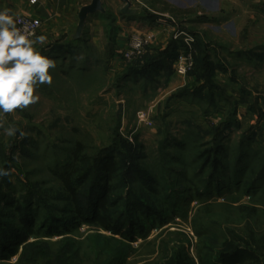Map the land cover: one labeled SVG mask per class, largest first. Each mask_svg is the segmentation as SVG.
Masks as SVG:
<instances>
[{
	"label": "rangeland",
	"instance_id": "1",
	"mask_svg": "<svg viewBox=\"0 0 264 264\" xmlns=\"http://www.w3.org/2000/svg\"><path fill=\"white\" fill-rule=\"evenodd\" d=\"M131 2L145 12L141 17L171 24L174 39L166 48L149 46L133 59L124 57L128 47L115 60L112 38L104 47L79 48V57L72 54L74 64L52 58L57 65L53 84L41 86L40 101L2 118L5 127L15 126L25 135L17 132L8 137L0 129V167L11 171L10 177L0 178V193L19 199L25 195L38 199L41 195L48 206L62 209L66 203L53 198L63 191L58 175L71 163L77 145L88 160L115 148L116 183H121L134 157L143 170L164 181L168 190L158 189L156 195L144 193L152 197L166 219H156L135 240L123 243L93 239L91 235L96 232L104 237L111 234L88 224L74 227L63 236L45 232L40 240L49 241V254H63L69 264H219L218 258L227 254V249L238 247L251 249L254 256L237 264H264V130L262 123L257 126L260 114L264 115V0ZM200 17L225 21L186 24ZM108 30L110 37L117 32L113 25ZM172 41L180 44L178 58L171 65L173 73L163 70L153 80L122 81L129 69L142 68ZM190 44L193 67L186 79L179 78L175 68L179 58L190 52ZM59 45L67 46L68 42ZM48 46H39L41 52ZM207 54L210 62L205 67ZM208 68L215 70L210 84L199 78ZM217 75L221 80H216ZM202 85L207 87L204 98L177 95L184 88L193 95ZM234 113L237 125L227 131L223 142L226 170L223 174L218 170L214 182L221 181L230 188L206 195L203 191L213 174L214 159L200 173L206 160L200 156L213 148L217 128ZM179 171L185 174L181 179L176 175ZM138 177L133 176L135 182ZM249 181L255 184L251 194L247 192ZM133 183L127 184L124 194L132 185L140 187ZM33 189L40 195L28 194ZM170 189L180 192L174 212L162 201L170 198ZM41 209L37 226L48 213ZM63 238L80 243L79 262L73 260L75 254L68 242L58 243ZM34 240L30 237V242ZM22 250L21 246L0 264H46L21 262Z\"/></svg>",
	"mask_w": 264,
	"mask_h": 264
},
{
	"label": "trees",
	"instance_id": "2",
	"mask_svg": "<svg viewBox=\"0 0 264 264\" xmlns=\"http://www.w3.org/2000/svg\"><path fill=\"white\" fill-rule=\"evenodd\" d=\"M70 42L73 43L75 41ZM71 45H55L44 49L42 53L48 56H66L68 51H76L78 49ZM179 48L180 44L178 41H172L166 50L159 52L157 56L149 58L146 65L142 68L129 69L124 74L122 81L133 78H150L153 80L163 70L166 72L170 71V74L173 73L171 65L178 58ZM203 62L205 67L209 65L210 57L208 54L205 56ZM214 74L215 70L208 68V70H204V73L199 74V78L210 84L212 83ZM202 86L198 89L200 91L193 93V95L188 90H185L186 88L181 89L177 95L204 98V92L207 87L205 85ZM209 89L211 88L209 87ZM235 114L231 117L229 116L228 120L217 128L218 134L216 141L213 143V148L200 156V158H206L200 167V173L204 171L207 162L210 159H214L213 174L210 176V180L207 182L208 185L203 191L206 195L214 191L220 193L230 188V186H224L221 181L214 182L215 173L221 169L220 172L223 174V171L226 170L222 159L225 150L223 142L227 131L234 125H237L238 121L235 118ZM263 119L264 115L260 114L257 126L262 123ZM182 147L183 145H180V148ZM212 155L214 156L213 158ZM116 156L117 150L114 148L100 153L96 159L88 160L83 157L81 146L78 144L71 163L65 164L61 171L62 173L58 175L61 178L63 191H60L61 195L57 194L53 198H58L66 203L62 209L48 206L36 189L28 190L30 192L28 194H31L33 197L40 195L38 199L27 197V195L23 199H19L5 193H0V260H8L22 246L23 252L20 261L23 263L24 261L35 263L43 261L46 264H69L70 262H67L69 258L65 256L63 258V254L48 253L46 245H48L47 242L49 241L40 240V234L50 232V235L60 234L63 236L65 232H73L72 229L74 227L88 224L95 226L98 230L111 234V237H104L96 232L91 235L93 239L103 238L106 241L123 243L124 241L135 240L139 236L137 234H143L148 225L156 222V219L159 221L166 219V215L164 216L161 209L157 207L156 202L150 199L152 197L146 196L144 193L151 192L150 194L156 195L158 189L168 190L163 184L164 181L153 178L152 175L143 170V167L139 165L138 157H134L129 168L122 176L121 183H116V176L114 174L117 166L115 163ZM136 175H139L137 182L133 179V176ZM176 175L181 179L185 174L183 171H179L176 172ZM237 176L239 177V175ZM131 181L132 183L134 182L133 184L137 183V186L140 184V187L136 188V186L132 185L129 191L124 194L123 191L126 190L127 184ZM254 185L251 181L248 182V193H252ZM138 189L139 191H137ZM138 192L143 193V195L141 196ZM170 192V198L165 197L161 199L165 204L168 203L166 207L174 212L178 209L176 206H179L176 198L180 192L175 190H171ZM41 208L44 211L47 210L48 213L39 226H37V219L39 218L40 210H42ZM198 234H201V232ZM116 236H119L121 239H116ZM30 237H35L36 240L30 242ZM65 242H68L70 250L74 251L75 256H73V260L79 262L80 255L79 257L77 255L80 250V243L71 238H63L58 243L62 244ZM243 250H249L250 253ZM227 251H229L227 254H223L218 258L219 264H237L248 256H254V253H251V249L233 247L227 249ZM200 261L202 260L200 259Z\"/></svg>",
	"mask_w": 264,
	"mask_h": 264
},
{
	"label": "crops",
	"instance_id": "3",
	"mask_svg": "<svg viewBox=\"0 0 264 264\" xmlns=\"http://www.w3.org/2000/svg\"><path fill=\"white\" fill-rule=\"evenodd\" d=\"M188 1L192 2V0ZM91 3L92 0H36L35 4L31 0H0V9L9 8L17 13L18 18L28 17L41 22L39 35H46L48 37L46 42L49 45L48 47L59 45L62 42H68V45L72 44L71 46L77 47L76 51L73 50L70 53L68 51L66 56H49L61 61L62 64L68 62L74 64L75 59H73L72 54L75 58L79 57L81 55L79 48L82 46L104 47L111 38L115 44V60L119 53L127 50L131 35L136 33L143 37L151 36L152 42L150 47L166 48L167 43L174 39V28L171 24L166 25L160 19L141 17L144 16L143 13L145 14V12L135 8L133 4L132 9L138 12L133 15H123L122 9L125 7L123 0H104L103 4L106 13L89 16L82 39L71 43L72 34L77 29L79 23L78 16L80 11ZM201 18L199 20L196 19L195 22L187 20L186 24H205L209 21L217 24L225 21V19ZM112 25L117 28V32L113 37H110L108 29ZM252 64L256 65L255 61ZM217 78L218 75L216 76V80ZM183 79L186 78L183 77ZM218 80L221 79L218 78Z\"/></svg>",
	"mask_w": 264,
	"mask_h": 264
},
{
	"label": "clouds",
	"instance_id": "4",
	"mask_svg": "<svg viewBox=\"0 0 264 264\" xmlns=\"http://www.w3.org/2000/svg\"><path fill=\"white\" fill-rule=\"evenodd\" d=\"M33 4L36 0H31ZM19 18L12 9H0V129L8 137L25 135L15 126L5 127L2 118L15 115L37 104L41 86L53 84L56 62L43 54L39 46L48 37L36 35L27 27L18 26ZM11 171L0 167V178L10 177Z\"/></svg>",
	"mask_w": 264,
	"mask_h": 264
},
{
	"label": "built area",
	"instance_id": "5",
	"mask_svg": "<svg viewBox=\"0 0 264 264\" xmlns=\"http://www.w3.org/2000/svg\"><path fill=\"white\" fill-rule=\"evenodd\" d=\"M18 26L27 27L30 31H33L35 34H37L41 28V22L28 17H19ZM151 42H152L151 37H143L141 35H138L131 38L129 42V49L125 53L124 57L127 59L140 57L145 52V50L149 48ZM185 42L190 43L188 39H186ZM188 47L190 48V52L187 53L186 56H182L179 58L180 60L175 68L176 73L181 77L187 76V74L193 67V60H192L193 53L191 50V44ZM262 130H264V119L262 121Z\"/></svg>",
	"mask_w": 264,
	"mask_h": 264
},
{
	"label": "water",
	"instance_id": "6",
	"mask_svg": "<svg viewBox=\"0 0 264 264\" xmlns=\"http://www.w3.org/2000/svg\"><path fill=\"white\" fill-rule=\"evenodd\" d=\"M103 2L104 0H92L90 5L81 9L78 16L79 23L75 33L72 35V41H79L82 39L89 16H93L98 13H106ZM123 2L125 3V7L122 9L123 15L128 16L138 12L137 10L132 9L131 0H123ZM121 108L122 107L120 106V110Z\"/></svg>",
	"mask_w": 264,
	"mask_h": 264
}]
</instances>
